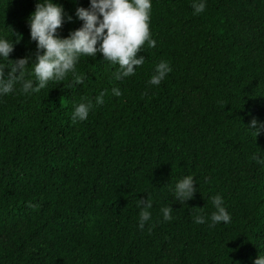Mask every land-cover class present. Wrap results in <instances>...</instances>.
<instances>
[{
	"label": "trees",
	"instance_id": "16d2710c",
	"mask_svg": "<svg viewBox=\"0 0 264 264\" xmlns=\"http://www.w3.org/2000/svg\"><path fill=\"white\" fill-rule=\"evenodd\" d=\"M55 2L69 14L89 6ZM35 3L0 0V36L23 37L11 60L34 56L26 19ZM191 4L152 0L156 47L137 53L145 63L134 76L116 79L119 66L98 53L80 58L75 88L69 74L0 97V264H254L264 254V167L251 159L264 133L245 127L264 122V0H207L199 15ZM160 61L172 71L152 86ZM89 100L88 119L73 123L74 106ZM188 175L197 192L181 205L172 188ZM216 195L231 222L210 227ZM148 198L141 230L137 200Z\"/></svg>",
	"mask_w": 264,
	"mask_h": 264
},
{
	"label": "clouds",
	"instance_id": "9594fccd",
	"mask_svg": "<svg viewBox=\"0 0 264 264\" xmlns=\"http://www.w3.org/2000/svg\"><path fill=\"white\" fill-rule=\"evenodd\" d=\"M206 2L207 0H192L193 14L203 13ZM151 8L152 0H89L87 8L78 6L74 14H69L55 0H36L35 10L26 19L30 40L36 45L34 56L30 54L16 60L9 59L14 46L23 37L15 34V39L9 40L0 36V97L14 93L18 84L25 94L37 93L47 87L49 82L64 81L69 74L72 75L71 84L75 88L84 83L83 77L75 71L80 58L87 56L96 59L98 53L102 54V60L119 66L116 79L134 76L136 69L145 63V58H137V53L145 43L150 48L156 47L149 27ZM74 18L82 22L81 26L70 31L67 37H62L58 30L65 23H72ZM5 61L9 63H4ZM29 65H32L29 75L34 76V80L25 78ZM171 71L168 62L160 61L148 83L159 86ZM111 91L116 97L122 95L118 88L113 87ZM105 95L106 91L100 92L95 97V104H103ZM93 106L90 100L75 105L71 115L72 122L87 120ZM245 127L255 138L264 133V122L256 118H252ZM251 159L264 167V152L254 153ZM196 184L192 175L179 179L172 188L174 200L181 205L186 204L197 192ZM211 201L215 210L208 217L211 221L209 226L221 222L230 223L231 215L224 207L223 198L216 195ZM137 207L141 209L138 226L142 230L151 219V213L147 209L152 204L149 198L146 201L137 200ZM172 211L171 206L160 209L163 222L172 220ZM205 221L203 215L194 218L196 224H203ZM254 264H264V254H259Z\"/></svg>",
	"mask_w": 264,
	"mask_h": 264
}]
</instances>
